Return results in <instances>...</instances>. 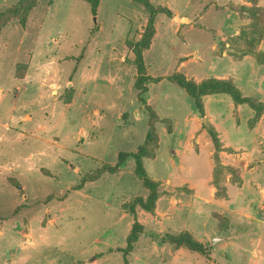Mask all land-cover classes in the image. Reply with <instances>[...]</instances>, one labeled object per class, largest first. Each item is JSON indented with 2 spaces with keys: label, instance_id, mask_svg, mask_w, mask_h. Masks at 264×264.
<instances>
[{
  "label": "rangeland",
  "instance_id": "1",
  "mask_svg": "<svg viewBox=\"0 0 264 264\" xmlns=\"http://www.w3.org/2000/svg\"><path fill=\"white\" fill-rule=\"evenodd\" d=\"M17 1L0 0V14ZM149 1L170 16L156 14L143 51L146 74L163 79L146 83L140 96L129 45L147 13L136 2L99 0L92 15L81 0H37L24 27L16 18L1 27L0 264H264V113L254 119L247 105L237 111L232 102L247 140L224 146L218 136L228 168L215 170L205 109L200 118L166 79L175 70L194 81L220 69L250 70V82L226 79L264 104V62L239 54L264 53L263 1ZM222 55L248 63L215 59ZM212 104L207 98L210 118L228 115L225 105ZM146 105L158 121L148 146L153 158L142 161L158 197L152 213L135 206L131 214L134 197L147 195L131 157L117 173L81 179L113 165L118 152L136 151L147 131ZM195 177L194 189L186 178ZM134 221L142 230L127 251ZM182 231L206 247L207 258L168 241Z\"/></svg>",
  "mask_w": 264,
  "mask_h": 264
},
{
  "label": "trees",
  "instance_id": "2",
  "mask_svg": "<svg viewBox=\"0 0 264 264\" xmlns=\"http://www.w3.org/2000/svg\"><path fill=\"white\" fill-rule=\"evenodd\" d=\"M88 4L90 12L95 15L99 0H81ZM142 5L143 9L147 13V22L143 28L140 38L129 45L133 54L132 63L135 65L136 75L133 83L134 89L137 90L139 96L147 91L146 83H157L163 79V77H152L145 72V66L143 63V51L147 50L150 46L151 39L154 35V17L156 14H164L170 16L167 9L163 7H155L149 0H131ZM37 0H18L13 6L9 7L6 11L0 14V29L10 18H16L18 23L24 27L26 24V18L30 10L35 6ZM251 54L258 62H264V53L242 51L239 52ZM236 59L238 57H235ZM167 81L177 85L181 88L187 96L190 98L192 105L200 118L204 115V106L202 98L211 94H225L230 97L233 104L247 105L254 111V119L258 118L264 113V104L255 100L254 98L243 96L240 90L234 85L231 79H216L205 78L198 82L193 79L187 78L183 73L175 70L166 77ZM140 98V97H139ZM145 104V101L140 98ZM148 112L147 131L143 143L139 145L135 152H118L116 161L113 165L103 164L92 173L84 176L81 182H93L101 177L103 173L114 174L120 171V168L124 164L127 158L131 157L134 160V176L141 182L142 186L147 189V195L145 198L140 196L134 197V199L128 205V211L131 214L135 212V206H138L141 210L152 213L155 208V202L158 197L157 183L153 181L146 173L143 167V158H153V154L149 152L148 146L151 148L155 145L156 134L155 124L158 121L157 115L148 105H146ZM166 124V132H170L169 119H163ZM203 126L206 128V132L213 145L212 160L215 166V170L219 168H228L220 164L219 152L223 151L220 144L218 135L214 127L205 122ZM142 226L134 221L129 234L126 238L127 247L125 250L129 251L131 245L137 240L138 235L141 233ZM168 241L175 246H184L186 249L197 252L204 257H208L206 247L195 240L188 231H182L179 234L168 237Z\"/></svg>",
  "mask_w": 264,
  "mask_h": 264
},
{
  "label": "crops",
  "instance_id": "3",
  "mask_svg": "<svg viewBox=\"0 0 264 264\" xmlns=\"http://www.w3.org/2000/svg\"><path fill=\"white\" fill-rule=\"evenodd\" d=\"M262 1L264 4V0H262ZM215 59L225 60L229 63V65H233V64L237 65V63L239 65L240 64L243 65V63H248V61H247L248 59H243L242 61L234 62V61L230 60L228 58V56H226V55H222V57H219V58L215 57ZM188 60L189 59L183 60L180 64L183 65ZM239 65H237V66H239ZM248 71H249V73L248 72L243 73V71H241V70L239 72L233 73V72H227L226 70L223 71L222 69H220L219 73L213 77L216 79L233 78L234 81L238 77V78H243L245 82H250L252 74L250 73V70H248ZM200 80H202V79L201 78L195 79V81H197V82ZM223 95H225V94H223ZM207 98L210 102L215 101V104H212L213 106L225 105L227 108V111H228V115L227 116L219 115L218 117L210 118L208 116V112H207V108H206ZM202 100L204 102V109H205L206 116L208 117V120L211 123V125L214 127V129L218 133V136H219L220 140L223 142L224 146H226V145L237 146V145L244 144L243 141H245L247 139H246V137H244L245 140L240 139V136L244 135V134L242 132H240V129L238 127H236V125L234 123V120L232 117L233 104H232V101L230 100V98L224 97V96H222V94H211V95L204 96L202 98ZM244 108H245L244 106H237L236 110L237 111H243ZM203 133H204V130H202V132L200 134H203ZM207 144H208V149H210L209 144L210 145H212V144L210 143V141H207ZM209 151L210 150H208V153H209ZM186 179L190 182V185L194 189L197 187L196 183L194 182V181H197L196 177L193 178L194 180H190L188 178H186ZM195 185H196V187H195ZM187 229L192 233H194V231H195L194 229H192V230L190 228H187Z\"/></svg>",
  "mask_w": 264,
  "mask_h": 264
},
{
  "label": "water",
  "instance_id": "4",
  "mask_svg": "<svg viewBox=\"0 0 264 264\" xmlns=\"http://www.w3.org/2000/svg\"><path fill=\"white\" fill-rule=\"evenodd\" d=\"M173 19H174V21H179V22H183L184 21V19H178L177 17H174ZM212 243H215V241H212Z\"/></svg>",
  "mask_w": 264,
  "mask_h": 264
}]
</instances>
